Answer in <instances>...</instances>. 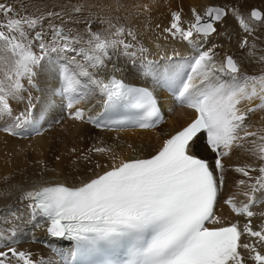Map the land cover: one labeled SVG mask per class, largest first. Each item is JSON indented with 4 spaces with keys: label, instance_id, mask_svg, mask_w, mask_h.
<instances>
[{
    "label": "snow or ice",
    "instance_id": "obj_1",
    "mask_svg": "<svg viewBox=\"0 0 264 264\" xmlns=\"http://www.w3.org/2000/svg\"><path fill=\"white\" fill-rule=\"evenodd\" d=\"M82 8L75 5L73 11L80 13ZM191 11L194 20L187 27L177 11L163 31L190 43L194 34L206 40L216 32L215 22L222 21L228 10L210 6L203 16L195 8ZM250 16L264 24L260 10H251ZM0 17V121H9L0 131L18 136L30 126L41 134L46 113L42 109L37 118L35 98L31 93L25 98L23 93L28 92L25 81L37 87L38 70L53 53L64 62L51 65L56 85L49 90L48 109L56 107L58 101L68 118L83 121L85 109L78 105L98 93L104 109L123 107L135 112L134 123L140 128H153L164 119L158 99L149 88L130 85L115 75L107 79L98 75L115 50H121L134 66V58L147 52L143 46L132 50L136 45L125 39H136L131 29L109 22L107 29L93 31L89 22L85 39L80 34L73 36L71 29L65 31L63 23L49 22L51 38L46 39L48 33L43 31L42 22L46 18L63 20L60 12L21 16L10 4L0 2ZM237 19L245 33L254 32L238 13ZM38 26L40 31H36ZM240 47H249L247 36ZM216 55L213 49L201 50L184 66H161L142 59L141 74L165 86L182 106L194 110V117L148 158L120 161L80 186L57 183L24 192L22 199L28 201L30 220L43 218L48 236L74 241L76 253L100 251L105 246L123 251L121 261L108 260L105 264H264V225L257 230L251 219L256 215L253 207L264 204V127L251 130L253 126L247 122L250 113L264 111V73L241 76L232 55L219 65ZM259 60L264 62V56ZM218 73L229 80L221 79ZM10 100H26L24 109L15 112ZM253 100L259 103L241 107L243 102ZM200 147L211 154V160L199 155ZM235 148H243L259 161L234 167L246 178L238 184L247 187L242 193L247 202L238 206L234 196L224 200L233 213L248 218L242 228L238 223L226 224L216 215L225 184L223 158ZM94 150L109 151L103 147ZM10 215L15 220L22 218L14 211ZM4 223L11 221L5 219ZM17 229V225L0 229V264H57L52 259L34 260L32 252L6 243H15ZM243 236L255 240L245 241ZM63 264L70 262L63 260Z\"/></svg>",
    "mask_w": 264,
    "mask_h": 264
},
{
    "label": "bare ground",
    "instance_id": "obj_2",
    "mask_svg": "<svg viewBox=\"0 0 264 264\" xmlns=\"http://www.w3.org/2000/svg\"><path fill=\"white\" fill-rule=\"evenodd\" d=\"M228 1L230 0H0L10 4L16 13H21V16L40 17L46 16L49 11L60 12L63 20L46 18L42 22L43 31L49 29V22L54 21L63 23L67 30L71 29L73 36L80 34L85 39L89 22L93 31L107 29L109 22L131 29L136 39L133 40L130 36H125V39L136 45L132 50L135 51L143 46L147 52L143 57L138 54L134 58V66L129 58L121 54V50H115L111 53V59L106 61L107 67L100 69L98 75L104 79L111 75H124L133 82L146 80L156 82L153 77L141 74L140 63L145 57L161 66H184L195 58L199 51L208 49H213L217 54L218 65L226 55H232L241 68V76L264 73V62L259 60L260 56H264V24L253 20L250 16L252 9H264V0H237V2L231 0L236 4L230 3L226 7L229 15L222 21L215 22L217 31L206 40L194 34L193 42L190 43L179 35L172 36L163 31L170 26L173 12L181 13L183 26L187 27L194 20L191 11L193 8L203 16L208 7H225L224 4L229 3ZM75 5H83L80 13L73 11ZM237 13L254 29L251 35L240 27ZM68 25L69 27H66ZM39 30H41L40 26L36 31ZM245 36L248 37L249 47L241 48L240 43ZM252 44L256 47L251 48ZM250 52L253 54L249 55ZM63 62L62 59L57 60V54L53 53L50 61H44L43 67L38 70L35 79L37 87H30L25 81L28 92H24L23 95L27 98L31 93L35 98L34 115L38 118L42 109L46 113V118L41 123V134L31 133L30 126H26L18 136L0 131V229H9L17 225V235L13 238L15 243L12 240L6 243L18 250L32 252L34 260L52 259L57 264L69 260L70 244L50 238L46 234L44 223H40L44 225L42 227L35 226L39 223V218L36 221L30 220V210L26 207L28 201L22 199L23 193L42 185L59 182L78 186L120 161L149 157L162 145L169 134L178 130L194 115L191 109L181 104L169 106L165 103V121L160 127L151 130L97 129L87 119L91 106L99 97L98 93H94L78 105L85 109V120H72L61 111L58 101L57 106L52 109H48L46 105L50 98L49 90L56 85V75L51 65ZM218 75L223 80H229L224 74L218 73ZM51 81L54 82L53 86ZM155 89L159 94L167 95L165 87L155 85ZM258 103V100H253L251 103L245 101L241 107H254ZM10 104L14 111L18 112L24 109L26 100L25 103L10 100ZM8 122L7 118L0 121V128ZM247 122L253 126L251 130L264 127V111L250 113ZM98 147L109 151L96 152L94 149ZM197 152L212 159L211 154L202 147L198 148ZM223 163L226 166L225 184L217 204V216L219 215L218 217L226 224L238 223L242 228L248 218L237 216L224 200L234 196L238 206L247 202L242 193L248 189L238 184L240 179L246 178L235 172L234 167L246 163L258 164L259 161L251 157L243 148H235L230 156L223 158ZM257 196L260 194L258 193ZM252 210L256 212L251 218L252 225L259 230L260 226L264 225V216L260 215L264 212V204H259ZM13 211L22 215V218L15 220L10 215ZM5 219L11 223H4ZM242 240L254 242L255 238L243 236ZM257 247L261 250L259 245Z\"/></svg>",
    "mask_w": 264,
    "mask_h": 264
},
{
    "label": "rangeland",
    "instance_id": "obj_3",
    "mask_svg": "<svg viewBox=\"0 0 264 264\" xmlns=\"http://www.w3.org/2000/svg\"><path fill=\"white\" fill-rule=\"evenodd\" d=\"M229 3H227V4H224V6L225 7H227L230 3H233V5H235L236 3H234V2H232L231 0L230 1H228ZM236 2H237V0H236ZM237 10H238V8H237ZM253 10V9H252ZM260 11L262 12V13H264V9L262 10V9H260ZM20 15H21V13H19ZM229 14L227 13V15L226 16H228ZM225 16V17H226ZM224 17V18H225ZM0 19H3V17H0ZM51 23H54V24H57V25H60L61 23H58V22H51ZM88 24V23H87ZM66 27H69V25L68 26H66ZM216 27V26H215ZM217 29V28H216ZM65 30L67 31V29L65 28ZM40 31V30H39ZM46 31V32H45ZM217 31V30H216ZM44 32L45 33H48V35L47 36H51V34L49 33V29H46V30H44ZM213 34V33H212ZM33 35H34V33H33ZM51 38V37H50ZM50 38H47L46 37V39H50ZM227 56V55H226Z\"/></svg>",
    "mask_w": 264,
    "mask_h": 264
}]
</instances>
